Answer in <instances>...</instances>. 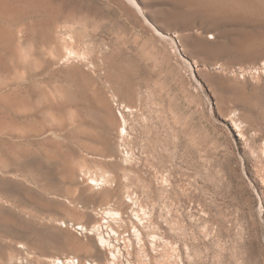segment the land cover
I'll use <instances>...</instances> for the list:
<instances>
[{"label":"rangeland","instance_id":"rangeland-1","mask_svg":"<svg viewBox=\"0 0 264 264\" xmlns=\"http://www.w3.org/2000/svg\"><path fill=\"white\" fill-rule=\"evenodd\" d=\"M0 264H264V0H0Z\"/></svg>","mask_w":264,"mask_h":264},{"label":"bare ground","instance_id":"bare-ground-1","mask_svg":"<svg viewBox=\"0 0 264 264\" xmlns=\"http://www.w3.org/2000/svg\"><path fill=\"white\" fill-rule=\"evenodd\" d=\"M133 5H134V4H133ZM83 228H84L83 226H82V227H80V226L78 227L79 230H80V229H83ZM99 239H100L99 241L101 242V244L106 242L103 238H99ZM58 261H59V260H57V262H58Z\"/></svg>","mask_w":264,"mask_h":264}]
</instances>
